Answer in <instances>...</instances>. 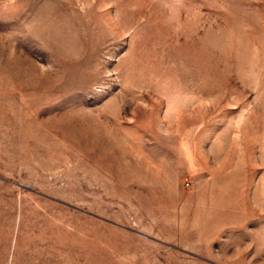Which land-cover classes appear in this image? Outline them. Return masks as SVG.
Returning a JSON list of instances; mask_svg holds the SVG:
<instances>
[{
	"label": "rangeland",
	"instance_id": "374dc122",
	"mask_svg": "<svg viewBox=\"0 0 264 264\" xmlns=\"http://www.w3.org/2000/svg\"><path fill=\"white\" fill-rule=\"evenodd\" d=\"M0 264H264V0H0Z\"/></svg>",
	"mask_w": 264,
	"mask_h": 264
}]
</instances>
